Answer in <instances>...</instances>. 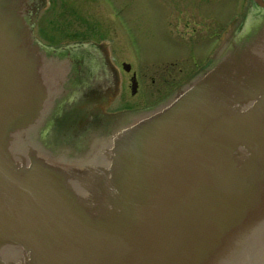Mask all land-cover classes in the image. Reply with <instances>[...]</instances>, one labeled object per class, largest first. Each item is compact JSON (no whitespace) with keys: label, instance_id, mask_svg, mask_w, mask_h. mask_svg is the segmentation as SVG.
<instances>
[{"label":"water","instance_id":"water-1","mask_svg":"<svg viewBox=\"0 0 264 264\" xmlns=\"http://www.w3.org/2000/svg\"><path fill=\"white\" fill-rule=\"evenodd\" d=\"M45 3L0 0V264H264V17L65 159L37 138L88 79V49L35 37Z\"/></svg>","mask_w":264,"mask_h":264},{"label":"rangeland","instance_id":"rangeland-1","mask_svg":"<svg viewBox=\"0 0 264 264\" xmlns=\"http://www.w3.org/2000/svg\"><path fill=\"white\" fill-rule=\"evenodd\" d=\"M46 6L38 20L49 35L43 45L81 40L87 49L99 48L86 62L88 79L76 83L59 116L37 138L65 159L108 144L118 127L141 115L136 111L168 97L263 19L254 18L252 0H50ZM122 62L131 64L130 72ZM132 71L138 81L134 94Z\"/></svg>","mask_w":264,"mask_h":264},{"label":"flooded vegetation","instance_id":"flooded-vegetation-1","mask_svg":"<svg viewBox=\"0 0 264 264\" xmlns=\"http://www.w3.org/2000/svg\"><path fill=\"white\" fill-rule=\"evenodd\" d=\"M49 1L50 0H48V2L47 3H45V5H43L40 9H39V12H38V15H37V17H36V20H35V23H34V34L36 33V36H37V39L39 40V41H42V40H44V38H45V36H46V38L49 36L48 35V33H47V31H46V29H45V27H43V26H40L39 24H38V20H39V15L44 11V10H46L47 9V6H46V4H49ZM252 2L255 4V6H256V10H257V12H255V14H253L254 15V18H262V17H264V10H263V8H261V7H259L253 0H252ZM45 41V40H44ZM79 40H74L73 42L76 44L77 42H78ZM85 41H90V40H85ZM46 42H53V41H46ZM90 43H92V42H90ZM69 47V46H68ZM96 47L97 46H95V45H93L92 47H89L88 48V50H87V53H85V55H84V58H85V66H84V70L85 69H87V64L88 63H86L87 61H89V59H91V57H92V55H94L95 53H96ZM98 48V47H97ZM98 50H99V48H98ZM69 52H70V54L71 55H73L74 57H80V56H76L75 55V53L70 49L69 50ZM123 63H127V64H129V66H130V68H129V70H126V69H124L123 68ZM206 66V65H205ZM205 66H201V67H199L198 68V71H196L194 74H196L197 72H199L202 68H204ZM121 67H122V69L125 71V72H130V70H131V64L129 63V62H122L121 63ZM86 71V70H85ZM133 74H135V77H136V81H137V76H136V72L135 71H132L131 72V74H130V81H131V77L133 76ZM137 86H138V81H137ZM131 89V88H130ZM136 90H137V88H136ZM131 91V90H130Z\"/></svg>","mask_w":264,"mask_h":264}]
</instances>
